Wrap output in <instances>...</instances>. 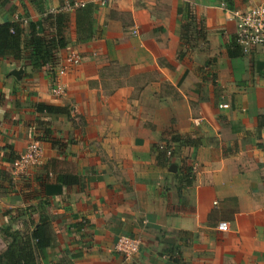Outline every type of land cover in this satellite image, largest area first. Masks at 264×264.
<instances>
[{"label":"crops","instance_id":"1","mask_svg":"<svg viewBox=\"0 0 264 264\" xmlns=\"http://www.w3.org/2000/svg\"><path fill=\"white\" fill-rule=\"evenodd\" d=\"M72 1L94 7L91 36L69 10L56 57L79 64L33 69L28 24L53 35L50 10ZM255 5L0 0V24L23 28L22 56H0V255L44 219L53 243L39 264H264V50L234 48L232 15ZM31 141L39 161L18 172L11 159ZM124 235L141 240L129 258L115 250Z\"/></svg>","mask_w":264,"mask_h":264},{"label":"trees","instance_id":"2","mask_svg":"<svg viewBox=\"0 0 264 264\" xmlns=\"http://www.w3.org/2000/svg\"><path fill=\"white\" fill-rule=\"evenodd\" d=\"M71 3H74L73 1ZM77 34L79 39H88L91 36V21L93 18L94 7L90 4H84L74 9ZM185 22L182 23L183 33L186 35V27L189 23V6L185 4L183 7ZM69 11H59L51 13L54 19L55 31L53 35L42 34L38 31L33 23H29L30 36L26 42L28 48V63L33 69L41 68L44 65H50L51 68H57L56 54L59 49L67 45L64 36V29L69 19ZM22 35L23 28L19 21H9L0 24V56H12L19 59L22 56ZM185 37V36H184ZM183 37V38H184ZM234 48L239 50L238 45ZM239 52V51H238ZM238 52L229 51V54H238ZM5 96L0 91V105L4 103ZM37 111L47 112H64L65 108L52 104H38ZM264 120V116H263ZM261 124H264L262 119ZM186 143L193 142L189 138L184 139ZM165 153V152H163ZM17 157L11 159L14 162ZM59 177V176H58ZM77 179L76 176L64 175L58 180L64 183H72ZM53 243V238L49 230L48 222L40 220L24 238H18L16 234H11V241L7 250L0 255V264H39V257H44L46 250Z\"/></svg>","mask_w":264,"mask_h":264},{"label":"built area","instance_id":"3","mask_svg":"<svg viewBox=\"0 0 264 264\" xmlns=\"http://www.w3.org/2000/svg\"><path fill=\"white\" fill-rule=\"evenodd\" d=\"M82 6L79 2L69 3L58 10H50L51 13L59 11H69L73 8ZM233 17L236 19L235 42L240 46L244 53H248L253 47L260 46L264 50V5H255L244 11L233 10ZM80 62L78 53L72 52L64 56L58 63V76L63 75L69 69L74 68ZM52 92L55 95H61L64 92V86L61 82H57ZM220 107L226 108L227 104L222 103ZM41 146L38 141L28 143L25 151L13 162L15 169L22 170L29 165L37 164L41 156ZM170 152H168L169 154ZM220 230L226 231L228 226L226 222L218 225ZM141 246V240L131 236H121L115 243V250L122 253L127 258L138 252Z\"/></svg>","mask_w":264,"mask_h":264},{"label":"water","instance_id":"4","mask_svg":"<svg viewBox=\"0 0 264 264\" xmlns=\"http://www.w3.org/2000/svg\"><path fill=\"white\" fill-rule=\"evenodd\" d=\"M22 72V69H16L12 71V74H14L15 76H18L20 73Z\"/></svg>","mask_w":264,"mask_h":264},{"label":"rangeland","instance_id":"5","mask_svg":"<svg viewBox=\"0 0 264 264\" xmlns=\"http://www.w3.org/2000/svg\"><path fill=\"white\" fill-rule=\"evenodd\" d=\"M25 168H26V167H25ZM25 168H24V169H22V170H17V171H18V172H20V171H21V172H24Z\"/></svg>","mask_w":264,"mask_h":264}]
</instances>
